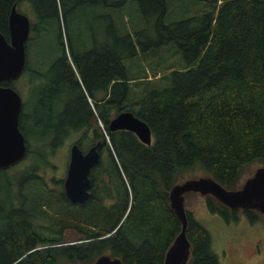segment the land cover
Segmentation results:
<instances>
[{"label":"trees","instance_id":"16d2710c","mask_svg":"<svg viewBox=\"0 0 264 264\" xmlns=\"http://www.w3.org/2000/svg\"><path fill=\"white\" fill-rule=\"evenodd\" d=\"M136 1L142 16L153 18L152 33L145 27L129 30L128 24L119 29L115 17L107 15L108 9L124 4L114 0H0V31L8 38L14 4L18 9L27 5L26 10L32 13L35 39L48 33L51 19L58 21L63 54L46 69H36L34 87H81L87 94L86 89L93 90L92 80L100 75L99 80L104 81L107 61L109 77L102 87L110 94L109 107L105 102L99 105L100 118L94 120L87 112L94 114L92 105L87 108L81 102L78 107L60 109V134L65 128L86 133L94 130L95 139H102L109 152L110 166L104 168L101 160L93 169L90 196L84 203H72L65 189L51 190L41 176L25 171L17 184L22 186L29 179L33 185L40 184L31 198L38 202L39 211L29 210L28 197L18 201L21 207L16 214L21 218L11 225L14 230L0 232L2 263L91 264L99 255L110 253L119 256L123 264H163L182 228L170 206L169 194L175 183L188 171L201 169L225 187L236 189L248 166L255 161L264 164V0ZM204 1L207 9H197L196 4ZM69 6L72 11L104 7L106 12L96 11V15L110 19L107 30L111 33L106 32L113 37L111 47L105 43L102 51L93 42L94 47L84 51L90 60L88 69L76 57L66 17ZM187 11L192 16H183ZM171 55L175 57L170 59ZM30 69L27 65L25 72ZM128 110L151 127V145L142 143L132 131L109 129L111 118ZM25 116L21 113L20 127L29 140ZM42 132L59 134L50 125ZM6 173L0 169V198L13 191L15 177ZM57 184L64 185V180ZM206 198L212 213L228 222L238 219V210L211 195ZM4 207L0 201L2 211ZM245 212L255 218L252 210ZM29 217L40 223L33 224ZM188 217L187 234L192 243L188 264H220L208 229ZM68 229L79 237L66 236ZM41 243L47 247L24 256ZM7 251L10 255L4 260Z\"/></svg>","mask_w":264,"mask_h":264},{"label":"rangeland","instance_id":"374dc122","mask_svg":"<svg viewBox=\"0 0 264 264\" xmlns=\"http://www.w3.org/2000/svg\"><path fill=\"white\" fill-rule=\"evenodd\" d=\"M114 1L124 3V6L122 5L117 8L112 7L113 9L110 8L107 10V15L109 17L111 15L115 17V25H117L119 29L123 30L125 28L124 25L128 24L127 28L129 30H140L145 27L148 28L149 32H153V18L146 19L142 16L144 14L136 0ZM187 1L190 4L195 3L194 0ZM196 6L197 9L204 8V10H206L208 2L204 1L203 4L197 3ZM26 8H28L27 5L20 6L19 10L29 15L30 20H32V13L29 11L31 13L30 15ZM68 9L70 12L66 15L68 18L67 24L72 35V42L76 52V57L79 59L81 65H83L82 67H86L88 69V67H90V60H88V53L84 51L92 49L94 45L96 48L103 51L105 43L108 44L109 49L111 47L113 37L108 36L106 32L107 27L110 24V19H108L107 15L102 18L97 17L96 11L104 10L106 12L104 7H98V9L82 7L76 11H72L69 6ZM195 11H192V13H195ZM189 13L190 11H187L183 16H186ZM189 16H192V14H189ZM147 17L153 16L148 15ZM177 17H180V15ZM107 31L111 33L109 28ZM33 35L34 34L31 30L29 41L27 42L28 66L29 69H31L24 72L23 75L13 83V86L22 95L23 101L25 103L28 102L30 107L37 104L33 100L32 92L29 90V87H34L33 75L36 72V69H46L49 66V62L63 54L62 45L61 43L59 44L58 39L59 27L57 19H51L48 22V33L46 35L36 39ZM64 36L65 47L67 49V53L69 54L68 36L65 34ZM148 40L152 39L149 38ZM93 42L95 44L92 46ZM174 57L175 55H171L170 59ZM68 60L72 62V68L75 74L79 75L82 80V77L79 74V69L76 63L73 62L74 60L72 55H69ZM45 63H47L46 66H44ZM148 72L149 77L152 78L153 74L149 71V69ZM87 74L89 75V73ZM25 107H27L26 104H24L23 113H25ZM60 109H63V106L60 107ZM38 112L39 114L41 113V111ZM25 125L28 128V134H30V138L27 140V143L30 145V153L18 165L7 169L6 175L15 177V180L14 182L11 181L13 183L11 189L13 191H10L12 194L10 196L8 195V197L0 198V201L5 206L3 211L0 208V232H9L10 230H14L11 225L15 224L16 221L21 218L20 215L16 214V209L21 207L19 203L25 197L30 198L26 204V206H29V210L33 213L35 210L39 211L38 202L31 198H33L32 196L39 190L40 184L33 185L34 182H32V179H29L30 182H25L22 186L17 184V181L20 180V178L23 179L25 171H31V176H41L44 179V185L51 190H63L64 185L62 184L59 187L57 183L59 179L64 180L66 177L70 161L71 146L74 143H79L84 151H87L91 146V137L83 129L75 130L72 128H65L62 130L61 134L58 135H41L42 131L39 130L40 128L36 127V122H31V127L37 131L35 132L30 130V124L27 123L26 116ZM100 127L103 131H105V125L102 121L100 122ZM40 135L41 138H39ZM108 138L110 139V137ZM103 150L102 161L104 162V168H107L110 166L108 156L109 152L106 148ZM262 164L263 163L261 161H255L248 166L241 180V184L254 173L257 167ZM201 175H209V173L201 169L190 170L185 174L182 180ZM3 190L6 192L5 187H3ZM20 194L22 196L19 200L9 199V197L16 198L17 195ZM3 195L6 196L5 194ZM186 209L194 222L204 225L210 232L212 249L218 255L220 264H264L263 215L253 210L251 214L256 219L252 220L244 211L239 210L236 213L238 219L236 221L228 222L220 214L212 213L207 206V198L198 193L187 194ZM28 220L33 224L40 223V220L34 219V217H29ZM46 235L47 234L44 233V236ZM69 235H71V239H77L79 237V234L72 229H68L66 231V236ZM37 246L40 247V250L47 247L43 243ZM9 255L10 252L7 251L2 259L5 260ZM0 264H4V262L2 263L0 260Z\"/></svg>","mask_w":264,"mask_h":264},{"label":"water","instance_id":"95a60500","mask_svg":"<svg viewBox=\"0 0 264 264\" xmlns=\"http://www.w3.org/2000/svg\"><path fill=\"white\" fill-rule=\"evenodd\" d=\"M31 32L29 15L20 11L17 4L9 14V38L0 31V169L7 170L18 165L28 155L27 138L20 127V116L24 101L13 85H2L3 81H15L28 65L27 42ZM111 131L128 130L136 134L146 145L153 143L149 124L134 112L122 111L109 122ZM101 142L84 151L79 143L71 146L70 161L64 179L65 194L72 203H84L92 188L91 173L100 163ZM188 193L203 197H215L233 210H257L264 215V165L240 187L229 189L212 175H201L178 181L170 190V206L182 223L180 233L168 248L163 264H188L192 254V243L188 237L189 217L186 209ZM91 264H123L119 256L110 253L99 255Z\"/></svg>","mask_w":264,"mask_h":264},{"label":"flooded vegetation","instance_id":"af4514ba","mask_svg":"<svg viewBox=\"0 0 264 264\" xmlns=\"http://www.w3.org/2000/svg\"><path fill=\"white\" fill-rule=\"evenodd\" d=\"M97 64H98V62H97ZM105 64H106V67H105L104 81H103V79L99 80L101 78V77H99L100 75L98 76L99 78L97 77L98 81L92 80L93 86H94L93 90H89V89L87 90L86 89L87 94H85L82 91L81 87H29V90L32 92V95H33V100L37 103L34 106L30 107L28 102H26L27 107H25V114H26V118L28 120V123L30 124V130L35 131V132L37 131L31 127V122H36V124H37L36 127L40 128L39 130L45 131V129H48V126L50 125L53 129H58L59 134H60V120H61V118H60V107L63 106V108H64L67 106H72L73 108H75V107H78L79 103H81V102L87 108H88V105L89 106L92 105L95 108L94 114L87 110V112L89 114H91V117L93 118V120H94V117L100 118V112L98 111L97 107L99 105H102L104 102L106 104V108L109 107V100H110L109 92L107 94H105L103 87H102L104 82L109 77L108 69H107L108 62L106 61ZM64 82H70V81L64 80ZM24 104H25V102H24ZM23 108H24V106H23ZM38 111H41V113L39 114ZM22 113H23V111H22ZM42 133H45V132H42ZM87 134H89L91 137V146L90 147L97 144L98 142H101L102 145L100 147V153H101V160H102V158H103L102 154L104 151L103 149L105 148L103 146L104 143H103L102 139H98V140L95 139L94 130H89L87 132ZM28 149H29V147H28ZM101 160H100V162H101ZM262 165H264V164H262ZM59 181H60V179H59ZM241 211L245 212L246 210H241ZM261 215H263V214H261ZM247 216L249 217L248 214H247ZM251 219L255 220L256 218H251ZM38 247L39 246H37L33 250H30L24 256L26 257L29 253H31L33 251L40 250V247L39 248ZM41 264H44L43 260H42Z\"/></svg>","mask_w":264,"mask_h":264}]
</instances>
